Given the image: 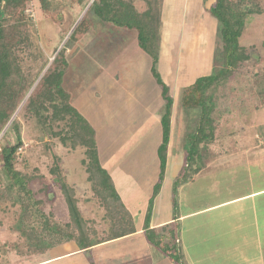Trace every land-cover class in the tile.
Here are the masks:
<instances>
[{"label":"trees","instance_id":"16d2710c","mask_svg":"<svg viewBox=\"0 0 264 264\" xmlns=\"http://www.w3.org/2000/svg\"><path fill=\"white\" fill-rule=\"evenodd\" d=\"M33 1L0 0V167L4 176V180H0V201H10L12 207L19 206L15 230L30 247H53L63 241H75L80 247H88L91 241L88 231L92 232L78 213L75 190L63 179L59 164L51 167L50 173L55 177L71 215L70 221L62 225L55 221L51 212L44 211V201L37 198L46 188L36 192L32 189L40 176L17 169L19 163L28 169L27 160L21 155V130L23 125L34 123L47 137L57 139L64 147L72 151L84 150L81 165L92 198L103 210L109 225L106 238L117 239L136 232L133 216L120 199L110 174L100 163L93 127L72 105L70 93L63 87L69 66L66 54L91 30L92 17L133 33L135 30L138 47L151 59L150 71L164 102L160 111L162 144L157 151L160 171L154 191L160 189L164 178L166 144L179 114L180 121H184L182 127L187 132L189 149L185 156L187 163L174 183L175 195L180 185L205 168L222 117L234 113L244 117L264 110V73L259 76V72L250 68L249 47L238 44L248 16L264 13V0H214L211 3L208 11L218 24L213 72L188 82L184 79L176 103L170 85L155 68L159 59L156 49L159 0H143V11L137 9V0H37L43 16L61 27L63 12L79 9L74 23L61 39L62 47L54 49L51 57L38 42L35 22L29 13ZM82 12L84 14L77 22ZM260 63H264V58H260ZM251 74L254 78L248 80ZM174 104L176 113H173ZM188 160L193 162L188 163ZM191 168L187 175L186 170ZM34 172L38 170L34 169ZM173 201L175 205V196ZM151 210L152 202H149L144 221L147 240L176 264H183L178 225L165 226L162 233H157L149 227ZM166 231L168 233L163 234Z\"/></svg>","mask_w":264,"mask_h":264},{"label":"rangeland","instance_id":"374dc122","mask_svg":"<svg viewBox=\"0 0 264 264\" xmlns=\"http://www.w3.org/2000/svg\"><path fill=\"white\" fill-rule=\"evenodd\" d=\"M135 5L138 10H144L145 3L143 0H137ZM208 7L209 3H206V0H159L160 16L158 23H156L159 37L156 40L158 55L164 54V56H171L174 52L177 54V48L182 43V53L179 51V54H177L180 56L181 60L179 66L175 64L177 56H172L171 60L163 58L165 62L171 63L168 69L160 71L161 58L158 59L157 65H155L158 73H161V76L166 78L164 79L165 81L169 82L173 77L176 79L174 69H177V72L180 70L182 79H185V77L191 79H194V77L198 78L201 73H203L204 76L208 75L206 71H209V58H211L213 48L215 47L216 33L218 30V24L208 11ZM29 13L32 14L35 22L39 45L42 50L51 57L54 49L57 48V50H59L62 47V44H60L61 39L69 27L74 23V17L78 15L79 9H68L63 12L64 23L62 27L43 16L44 14L37 0L33 1L32 10H30ZM83 14L84 12L78 17L77 22ZM91 20V30L81 42L77 43L72 51H68L66 54L68 60L72 61L69 63L65 73L63 87L70 93L72 98L75 93L77 95L79 92H82L83 89L86 91L88 89L87 85L95 80L96 86L91 84V89L95 90L102 106L98 105L97 114L89 116V119L86 118L85 120L93 127L96 133L95 140L97 148L99 147L98 155L102 158V167H106L109 171L108 166L111 165L110 163H112L114 158L117 161L116 156L118 155L120 157V163L124 162L123 169L125 172L123 174L125 176L122 177V183L128 185L132 181L137 182L134 183V187L130 185L127 191L122 190V186H119L118 189L123 197V201L126 205H129V209L133 213L136 221L140 220V223L143 222L141 212L145 207L139 208L138 204L150 195V202L155 204V206H152V213L153 209H156L162 212L158 215V219L165 218V210H167L168 196L171 190L168 185L163 187V189L160 187V189L157 190L158 192L150 187V182L153 178L152 165H155L157 162L152 161V164H148L147 162V160L150 159L157 160L154 157L156 153L154 152V148L162 144V131H159V135L147 129V127H152V129L153 127L157 128L158 123H160V121L157 123V118H149L153 116V112L147 115L148 107L150 106V108H153L155 106V103H150L149 101L156 94L155 89L149 88L148 90V84H146L148 82L146 78H149V75L153 78L152 73L149 71V64L147 62H142L139 58L131 59L134 67H130L133 69L130 72H134L132 78H136L135 81L137 83H135L132 78H129L130 72H125L119 77L121 88L125 87L133 91L135 88L134 86H136L137 89L140 90H135V93L132 92L134 94V99H129L125 93L126 91L121 88L118 89L117 103L113 99L115 98L114 96L111 98L110 93L106 96V91L109 90L111 92V90H114V85L110 84V79L104 74V71H109L110 68L113 69L114 72L118 71L117 68L122 64V61L119 59L121 55L115 61L112 59L117 57V51L121 47L119 38L123 35V31L128 33H133V31H127L126 29L114 27L111 24L102 23L94 17H92ZM135 39L134 30V33L129 34L126 40H121L123 42V47L126 43L130 45ZM238 44L240 46L249 47V64H252L250 68L252 67L253 71L256 70L259 72L257 74L259 76L260 73H264V63H260V58H264V13L261 15L248 16L244 31L238 39ZM131 48H137V46L134 45ZM100 58H105L106 61H102V64L97 60ZM143 58L146 57L143 56ZM112 61H117L119 65L115 66ZM206 63L208 67H206ZM121 67L124 68L125 66ZM183 67H185L184 71H181ZM137 72L140 73L137 74ZM253 78L251 74L248 80ZM72 81L76 82V85L73 84ZM173 81L175 84V80ZM81 82V87L77 88V85ZM141 84H146L147 87L142 88L143 85L141 86ZM110 85H112V87H110ZM179 86H181V84H179L178 87ZM113 95H115V92ZM173 95L175 102L178 94ZM89 97L90 93H88V98ZM86 100V96L81 99L84 104ZM89 100H94V96H91ZM140 100V103H136ZM145 106V111H143L142 108ZM174 112L176 113L175 104L173 113ZM156 115L160 117L159 112H157ZM192 116L194 117V115ZM180 118L179 114L176 119L177 123L174 121L171 128L170 141L172 140V142L170 143L171 147L175 150L174 154L177 161L170 165L167 174H172L173 177L179 176V173L177 174L175 171L179 168L180 161L181 163L183 162L182 167L184 163H187L185 161V156L187 155L186 151L189 149V143L185 136L187 132L182 127L184 126V121H180ZM181 122L182 124L180 125ZM218 126L220 127L219 130H225V133L233 132L232 138L236 140L238 145L250 146L252 145L255 135L258 133L257 130H264V110L254 112L250 116L241 117L234 113V115L222 117ZM22 127L21 135L23 147L21 155L26 158L28 169L23 168L22 163L17 164L16 167L21 171L40 176L39 181L37 180L32 184V189L36 192L42 187L46 188L42 194L37 196V198L42 199L45 203L44 211L46 213L51 212L58 224L62 225L68 222L69 216L66 213L67 206L64 196L56 184L55 177L50 173V168L59 164L62 168L61 175H63V179L76 191V195L78 194L80 200L76 207L80 217L83 219V213L81 212H83L84 208L81 207V204L84 203L83 201L87 203L91 202L86 201V195H92L90 185L86 180L84 167L81 165V161L84 158V150L82 148H77L72 151L64 147L57 139L47 137V134L35 123L29 126L23 125ZM151 132L152 135L154 134L152 139H143L147 136V133ZM232 138L231 136L229 140L224 138L226 145L229 144ZM231 142V144L234 145L233 141ZM150 146H152L151 150ZM166 146L168 149L167 144ZM239 148L242 147L239 146ZM55 159L59 160L57 161ZM191 162L193 161L188 160V163ZM34 169L38 170V172L35 173ZM191 170L192 168L190 170L187 169L186 174L189 175ZM176 172H178V170ZM203 174L207 177V175L211 173H208L207 170H203L200 172V175L203 176ZM1 179L4 180V176L2 175V169L0 167V180ZM233 183L236 184L237 182L233 181ZM198 186L196 190L197 196L193 197V199L190 198L189 192L183 195V201L187 202L183 203V210H189L191 207L194 209L198 207V205L201 206L206 203L205 181ZM153 192L156 193L155 196ZM94 203L97 205L96 202ZM136 203L137 206L135 205ZM18 207L19 206L12 207L10 201H0L1 254L2 252H11L21 256L28 253L26 251L31 249L28 243H26L15 230ZM93 207L96 208L95 206ZM181 209L182 208L179 210L181 211ZM94 210L98 211V209ZM102 214L103 212L101 213V211L97 213V223L101 221L100 218ZM103 225H105V222L101 224V227L97 224V230L103 229Z\"/></svg>","mask_w":264,"mask_h":264},{"label":"crops","instance_id":"0c3cea01","mask_svg":"<svg viewBox=\"0 0 264 264\" xmlns=\"http://www.w3.org/2000/svg\"><path fill=\"white\" fill-rule=\"evenodd\" d=\"M213 2L214 0H206L209 6ZM129 34L133 33L123 31V35L119 38L121 47L117 51V57L112 59L115 61L121 55L119 58L122 61L121 65H119L117 61H112L115 66L119 65L117 68L118 71L114 72L111 68L109 71H104V74L110 79V84L114 85V90H111V92L107 90L106 96L110 93L111 98H113V96L115 97L113 99L116 103L118 99V89L121 88L119 77L123 73H129L133 70L130 68L132 66L134 67L131 59L139 58L142 62H147L151 70L150 59L138 47L136 39L132 41L130 45L126 43L123 47V42L121 40H126ZM134 45H136L137 48H131ZM179 51L182 53V43L177 48V54H179ZM177 54H175V52L172 53L171 56H164V54H161L159 56V58H161L160 71L168 69V67L171 66V63L165 62L163 58L171 60L172 56H177L175 64L179 66L181 60L180 56ZM143 56L146 58H143ZM209 59V71H206L208 75L211 74L214 67V48L212 56ZM97 60L102 64V61H106L105 58ZM71 61L69 60V63H71ZM208 65L206 63V67H208ZM121 66L125 67L122 68ZM184 68L185 67H183L181 71H184ZM174 71L176 79L173 77L169 82L165 81L164 79L166 78L162 76L163 80L171 87L172 97H174L173 94H179V91L184 85V79L181 77L182 74L180 70L177 72V69H174ZM133 73L134 72H130V79L134 76ZM138 73L140 72H137V74ZM200 76H204V74L201 73ZM195 78L197 77H194V79ZM132 79L137 83L135 81L136 78ZM185 79L186 81L192 80L189 77H185ZM173 80H175V84ZM146 81H148L146 83L148 84V90L149 88L155 89L156 93H154L155 96L149 101L150 103H155V106L153 108H150V106L148 107L147 115L153 112V116L149 118H157L158 123L160 117H158L156 113H160L164 102L160 95V89L155 84V80L149 75ZM72 83L76 85V82L72 81ZM91 84L96 86L95 80L87 85L88 89L86 91L83 89L82 92H79L77 95L75 93L71 98L72 105L88 119L89 116L97 114L98 105L102 106L95 90L91 89ZM146 84H141V86L143 85L142 88L147 87ZM179 84H181V86L178 87ZM81 85L82 82L77 85V88H80ZM112 85H110V87H112ZM134 87L133 91L125 87L121 89L126 91L125 93L129 99H134V94L132 92L135 93V90L140 91L136 86ZM114 92L115 95H113ZM88 93H90V97L94 96V100H89L90 97L88 98ZM84 96L87 97L85 104L81 101ZM141 100L136 103H140ZM145 108L146 106L142 108L143 111H145ZM147 129L152 130L153 133L159 134L161 130L160 123H158L157 128L153 127L152 129V127H147ZM257 131L258 133L255 135L252 145L241 146L232 138L233 132L225 133V130H218L216 141L210 145L212 155L207 160L205 168L203 169L211 174H208L207 177L204 174L201 176L200 172H202V170L193 175L190 180L180 185L176 195L174 194V183L177 176L173 177L172 174H167L170 165L177 161L174 154L175 150L171 147L170 143L172 140H169L165 174L160 186L163 189V187L168 185L171 190L168 196L167 210H165L166 217L158 219V215L162 212L153 209V213L151 211L149 227L157 233H162V228L165 226L170 227L174 224L178 225L183 264H264V130ZM146 135L147 136L143 139L146 140L147 138L148 140L150 138L152 139L154 134L152 135L151 132ZM230 136L232 139L229 141V144L226 145L224 138L229 140ZM231 141H233L235 146L231 144ZM159 146L160 145H158V147L155 146L154 148V152H156L154 157L157 160H147L148 164H152V161L157 162L155 165H152L153 178L150 182V187H152V189L159 178L160 161L157 154ZM239 146L242 148H239ZM151 149L152 146H150V150ZM116 158L117 161L114 158L112 163H110L111 165L108 166L109 171L106 167L104 168L110 174L115 189L124 206L134 218L136 227L135 233L117 239L106 238L109 225L104 219L103 210L94 203L95 201L90 194L91 196L86 195V201L91 202L87 203L83 201L84 203L81 204V207L84 208L83 212H81L82 209L80 208V212L83 213L82 217L85 224H87L88 228H91L90 230L92 231L91 233L88 231L91 240L90 246L80 247L75 241H63L59 245L53 247H31L29 251H26L28 253L21 256L11 252H2L1 254L0 251V264H176L167 254L163 253L161 249L152 245L145 235L143 223L151 200V195L138 204L139 208L145 207L141 212L143 219L142 223L139 222L140 220H135L133 213L129 209V205H126L123 201V197L118 190L119 186H122V190L127 191L130 185L134 187V183L137 182L132 181L128 185L122 183V177L125 176L123 174L125 172L123 169L124 162L120 163V157L118 155ZM101 159L102 158L99 157L100 163L102 164ZM182 165L183 162L181 163L180 161L179 168H177L178 172H176V170L175 173L180 174L183 168ZM204 181L206 186V203L201 206L198 205V207L194 209L191 207L189 210H183V203H187L183 201V195L189 192L190 198L193 199V197L197 196L196 190L199 187L198 185L202 184ZM233 181L237 183L234 184ZM174 196L177 206L176 203L174 205ZM75 197L78 204L80 200L78 194H75ZM135 205L137 206V203ZM152 206H155L153 202ZM180 208H182L181 211L179 210ZM94 209H98V211ZM100 211L101 213L103 212V214L100 218L101 221L97 223V213ZM66 213L69 216L68 221H70L71 215L69 214L68 208ZM104 222L105 225H103V229L97 230V224L101 227V224ZM167 233L166 231L163 234Z\"/></svg>","mask_w":264,"mask_h":264},{"label":"bare ground","instance_id":"6f19581e","mask_svg":"<svg viewBox=\"0 0 264 264\" xmlns=\"http://www.w3.org/2000/svg\"><path fill=\"white\" fill-rule=\"evenodd\" d=\"M52 61V60H51Z\"/></svg>","mask_w":264,"mask_h":264}]
</instances>
